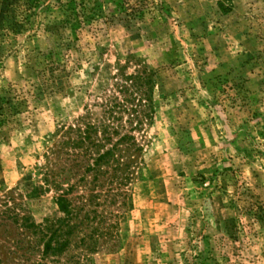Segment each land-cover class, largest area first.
<instances>
[{
	"label": "rangeland",
	"instance_id": "obj_1",
	"mask_svg": "<svg viewBox=\"0 0 264 264\" xmlns=\"http://www.w3.org/2000/svg\"><path fill=\"white\" fill-rule=\"evenodd\" d=\"M143 71L155 114L129 178L95 181L66 131ZM84 178L73 206L101 196L113 236L90 252L76 232L62 263L264 264V0H0V264L42 262L33 226Z\"/></svg>",
	"mask_w": 264,
	"mask_h": 264
},
{
	"label": "trees",
	"instance_id": "obj_2",
	"mask_svg": "<svg viewBox=\"0 0 264 264\" xmlns=\"http://www.w3.org/2000/svg\"><path fill=\"white\" fill-rule=\"evenodd\" d=\"M154 92L155 81L151 73L122 74L100 106V116L81 118L66 131L71 136L65 143L71 150V157L79 167H84L86 174L96 173L95 181L105 178L110 172H114L110 184L118 188L128 180L129 175H125V169L128 168L125 154L130 149L140 151L136 134L142 132L146 123L153 119ZM87 182L85 178L81 179L68 191L63 190L60 184L58 190L61 194L57 204L64 217L49 221L45 226H33L39 235L44 236V240L47 239L44 259L39 264H48L47 258L57 259L55 264H86L87 256L84 254L75 255L64 263L59 260L71 248L72 237L76 232L83 233L80 244L90 252L98 251L112 238L115 227L110 219L98 217L95 212L89 211L91 203L100 200L101 196L93 197L90 205L81 208L73 206L70 196L83 186V190L86 189ZM83 213L85 217L80 220Z\"/></svg>",
	"mask_w": 264,
	"mask_h": 264
}]
</instances>
